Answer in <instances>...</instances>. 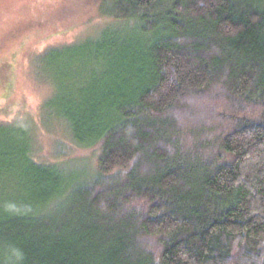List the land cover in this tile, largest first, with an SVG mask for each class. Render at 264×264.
<instances>
[{"label": "trees", "instance_id": "16d2710c", "mask_svg": "<svg viewBox=\"0 0 264 264\" xmlns=\"http://www.w3.org/2000/svg\"><path fill=\"white\" fill-rule=\"evenodd\" d=\"M95 2L36 60L94 171L0 123V264H264V0Z\"/></svg>", "mask_w": 264, "mask_h": 264}, {"label": "rangeland", "instance_id": "374dc122", "mask_svg": "<svg viewBox=\"0 0 264 264\" xmlns=\"http://www.w3.org/2000/svg\"><path fill=\"white\" fill-rule=\"evenodd\" d=\"M95 6V0H0V123L30 126L37 161L72 175L86 166L94 171L97 154L76 148L65 124L43 111L53 88L41 80L36 60L49 48L96 36L108 20L90 18Z\"/></svg>", "mask_w": 264, "mask_h": 264}]
</instances>
